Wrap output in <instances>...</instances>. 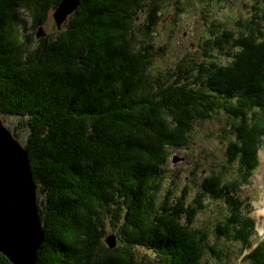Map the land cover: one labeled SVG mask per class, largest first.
I'll list each match as a JSON object with an SVG mask.
<instances>
[{
  "label": "trees",
  "instance_id": "obj_1",
  "mask_svg": "<svg viewBox=\"0 0 264 264\" xmlns=\"http://www.w3.org/2000/svg\"><path fill=\"white\" fill-rule=\"evenodd\" d=\"M61 1L0 0V117L17 118L27 131L23 148L43 200L35 264H228L235 240L238 255L257 243L245 260L264 264L262 241H248L249 204L237 193L246 183L225 170L233 165L244 179L257 165L264 11L256 8L246 20L258 39L241 30L236 40L229 30L202 38L226 64L208 55L196 64L183 58L176 76L149 77L152 54L135 49V14L145 13L149 38L158 4L171 0H79L56 35L35 43L19 34V11L37 30ZM212 112L226 120L218 136L223 164L191 188L161 191L167 148H186L193 126ZM209 203L221 207L211 229L197 224ZM0 264L11 263L0 254Z\"/></svg>",
  "mask_w": 264,
  "mask_h": 264
},
{
  "label": "rangeland",
  "instance_id": "obj_2",
  "mask_svg": "<svg viewBox=\"0 0 264 264\" xmlns=\"http://www.w3.org/2000/svg\"><path fill=\"white\" fill-rule=\"evenodd\" d=\"M63 1L49 14L47 22L37 30L31 28L27 13L19 11L17 15L19 18L15 23L19 34L25 37L31 36L35 42L40 39L37 38L39 32L43 33V37H49L63 31L67 26V17L71 14L59 27L56 26L53 18L56 9ZM158 7L160 14L157 15L158 19L156 26H154L153 35L149 38L144 37L142 33L145 13L138 11L135 14V18H137L133 33L136 40L135 49L148 50L152 54L151 61L153 63L149 68V77L160 76L167 72H172L173 76H176L181 64L179 61L183 58H191L193 64H196L202 59H209L207 58L208 55L219 64H226V58L223 57L222 59L219 52L215 53L207 47L208 42L203 43V39L208 36L216 39L215 34L220 37L223 30L231 31L234 40L239 37L237 33L240 30L245 37L258 39V35L246 31V20L256 8L259 11H264V0H171L160 2ZM208 30H213V32L210 33ZM225 41L226 39L223 37L219 43L224 44ZM1 118L3 125L9 128L10 132L16 135L21 146H24L27 131L19 125L18 119L10 116H2ZM225 125V117L212 112L205 122L193 126L189 145L186 148H167L169 157L163 166L162 178L157 175L160 179L161 191L164 185L172 193L173 190L177 193L174 189L177 185L180 187L188 184L191 188L192 183L195 185L208 172L219 169V165L223 164L225 151L218 136L221 127ZM256 157L257 165L249 177L242 179L238 173H232L231 176L247 184L243 187L240 186L237 193L243 201L250 204L247 207L248 211L244 214V218L252 222L248 241L258 242L261 240V247L264 250V135L256 151ZM171 180L180 183L173 185L170 184ZM220 208L218 203L216 205L209 203L207 210L198 215L197 224L211 229L215 224ZM105 228L110 235L112 233L111 226L106 223ZM238 249L241 250L240 241L235 240L229 247L226 258L228 264H248L244 255L250 253L254 248L249 245L239 255ZM223 251L225 252V249ZM205 264L212 263L206 262ZM215 264H217L216 261Z\"/></svg>",
  "mask_w": 264,
  "mask_h": 264
},
{
  "label": "water",
  "instance_id": "obj_3",
  "mask_svg": "<svg viewBox=\"0 0 264 264\" xmlns=\"http://www.w3.org/2000/svg\"><path fill=\"white\" fill-rule=\"evenodd\" d=\"M79 0H64L53 15L57 27L72 14ZM43 36L39 32L37 38ZM32 179L27 154L0 117V254L11 264H35L43 241L38 209L43 207ZM114 248V237L105 239Z\"/></svg>",
  "mask_w": 264,
  "mask_h": 264
}]
</instances>
